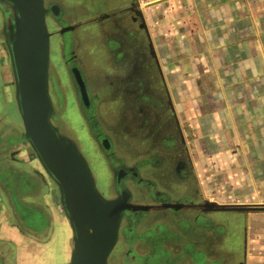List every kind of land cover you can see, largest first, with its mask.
Here are the masks:
<instances>
[{
  "label": "crops",
  "instance_id": "crops-1",
  "mask_svg": "<svg viewBox=\"0 0 264 264\" xmlns=\"http://www.w3.org/2000/svg\"><path fill=\"white\" fill-rule=\"evenodd\" d=\"M99 1L103 8L95 14L118 22L106 34L112 31L108 44L117 45V67L129 77L124 82L147 90L142 96L153 104L149 144H140L138 154L154 149L162 129H175L159 113L173 115L182 139L179 154L170 150L166 156L171 167L182 157L184 180L174 178L170 166L151 164L142 173L154 178L170 204H184L173 207L178 215L153 205L156 214L144 220L158 235L157 250L164 249L158 264H264V211H205L199 205L264 204V0H95L87 16L95 15L91 9ZM5 82L7 99L9 78ZM160 156L154 154L152 162ZM9 161L22 163L39 190L30 192V184L29 192H15L20 204L14 206L0 192V264H36L48 259L53 234L48 226L40 241L23 229V197L40 200L35 211L50 214L48 225L67 222L57 188L31 148L11 153ZM70 235L69 228L63 250ZM136 246L140 255L147 253L145 245Z\"/></svg>",
  "mask_w": 264,
  "mask_h": 264
},
{
  "label": "flooded vegetation",
  "instance_id": "flooded-vegetation-1",
  "mask_svg": "<svg viewBox=\"0 0 264 264\" xmlns=\"http://www.w3.org/2000/svg\"><path fill=\"white\" fill-rule=\"evenodd\" d=\"M44 3L45 6H47L52 11L56 10V4L54 1L44 0ZM61 15L62 12L59 9L58 14L54 15L49 13L46 17V20L48 19L51 24L58 26L60 24V18L62 17ZM102 15V13H99L97 19L103 17ZM7 16V14L3 13L0 10V42L2 43V56L0 58H3L0 59V104L1 107H4V110L2 109L1 111L0 109V115L4 116V118L6 119L4 123H0V192L3 195L4 203L7 206H14V204H18L20 200V194H16L15 192H20L21 194L29 192L26 191V186H30V184V188H32L30 192H38L39 188L37 185V179L34 177V175L23 172L22 163L18 162L19 164H11V162L9 161V155L11 153L22 152L23 147H29V145L23 137V125L15 102L14 77L6 44ZM74 28L75 26L73 27V29ZM66 33H68L67 35H69L70 32L58 34V40L52 43V50L55 53V56L53 55V57H56L58 60H60L61 58L60 53L62 47L64 48V50H67L66 53L62 54V63L66 67L67 73L71 80L76 102L78 106H82L85 112V122L83 123L82 128L80 129L81 131H77V134L81 139L80 142L76 138L70 136L69 133H67L65 125L60 118V112L58 111V107L56 105L59 101V89L52 85L50 81L53 80V75L50 73L51 64L49 59L48 90L52 104V113L50 115L51 123L55 127H57L58 133L71 138L76 143L77 147L81 150V152L84 154V156H86L85 158L90 168L95 187L104 198L118 197L123 192L128 198L127 201L131 203H142L161 206L162 204L169 203L171 199L167 197L166 193L160 192L162 190L157 191L159 189L156 186V181L154 180V178H150L149 176H146L142 173H147L148 167L151 166V164L155 166L161 165L169 167L170 161L167 158L166 153L171 152L170 150H172V152H176L177 154H179L180 150H182V139L178 135L179 133L178 129L176 128L173 115L168 113H159L162 121L170 123V121L172 120L175 129L172 128V131L171 129L170 131L162 129L158 133V136L155 138L156 144L153 150L149 152L147 149L145 154H138L137 157L134 158L131 162L127 161L122 157H119L116 151L109 146V142L105 134L100 133V128L95 119L94 104L97 99V95L91 94L88 91L87 85L86 103L81 100L78 95L76 86L73 81L71 68L73 66H76L79 69V67L76 63L73 62L75 60V56L71 54L73 39L71 38V34L69 36H65ZM51 36L52 35H50V38ZM108 51L111 55L115 67H117L120 63L121 57L119 54V50L117 49L116 43L109 44ZM147 53L149 55V52ZM80 73L83 76L81 71ZM5 78H9L10 84L8 87V92L10 94L7 99L3 96V90L6 87ZM83 79L85 81L84 77ZM118 81L120 85L117 86V88L121 89V85L125 83L124 79L119 78ZM126 85H128V88L125 89L127 94L124 95L128 97V101L126 102L122 110L121 120L128 123L129 125L128 133L130 139H128V141L130 140V142L132 141V143L138 142V146L142 143L143 145H148L150 139H148L149 130L155 115L152 107L153 104L151 103V101H149L151 97L149 95L144 97L142 96L146 90H136V88L133 87L134 85H130L127 83ZM119 95H122L121 90L119 91L117 96ZM70 100L72 102H75L73 95ZM8 106H10V108H8ZM167 108L169 109L168 101L166 100L165 109ZM79 125L81 124L79 123ZM93 127H95V129L98 131L97 133H93L94 131H91ZM87 130H90V132L96 137V140L94 142L95 146L92 143L93 137H91V135V138L89 137V133H87ZM84 142L87 143V147L84 146L83 148L81 147V143L85 145ZM96 144H98L100 148L99 150L94 149H97ZM154 154H161V156L158 160H154L152 162V156ZM181 159L182 157H177V162H175L174 166H170V172L174 178L184 180L182 176L187 172V169L185 168L186 164H184ZM102 167H104L106 171L110 170V175L107 177L104 176V178L101 180L98 178L97 172H99V169L100 171H104ZM165 209V211L171 212L176 215H178L179 213V210H173V208L171 207H165ZM155 214L156 212L153 209L149 210L148 212L137 211L135 213H122L119 223L117 240L115 246L107 257L106 264H119V257L121 256V254L123 256H128L129 259L127 261L130 264H158V262L161 261V259L159 260V257L155 260V256L153 255L155 249L153 247H151L150 252L148 248L147 253L144 255H140L136 250L137 244H142L145 246H151V243L155 244V242L157 244L158 235L154 233L153 227L149 228L148 230L152 232L150 236L147 232H140L137 235H133L135 227H139V224L142 221L144 222V220L148 218L153 219V216ZM19 220L22 224L23 229L28 232H31L34 237H39L44 232L46 226L45 224H48L51 218L50 214L47 211H41L37 214L35 213V217L33 216L32 219H28L27 225H23V215L19 216ZM157 222L159 221H156L155 223ZM67 245L70 249L71 235L67 242ZM157 246L160 247L158 244ZM163 251L164 249L160 250V252Z\"/></svg>",
  "mask_w": 264,
  "mask_h": 264
},
{
  "label": "water",
  "instance_id": "water-1",
  "mask_svg": "<svg viewBox=\"0 0 264 264\" xmlns=\"http://www.w3.org/2000/svg\"><path fill=\"white\" fill-rule=\"evenodd\" d=\"M55 5V4H54ZM44 0H0V10L7 14V50L14 77L15 102L23 137L47 176L58 191L59 202L71 230V247L67 264H106L115 246L123 212H148L151 204L131 203L122 192L104 198L96 189L87 160L76 143L58 133L50 121L49 40L46 17L58 14ZM62 25L59 34L72 25ZM79 97L86 103V84L79 69L71 68ZM184 204H162L180 207ZM205 211H264V204H217L202 202ZM161 206V205H160Z\"/></svg>",
  "mask_w": 264,
  "mask_h": 264
},
{
  "label": "rangeland",
  "instance_id": "rangeland-1",
  "mask_svg": "<svg viewBox=\"0 0 264 264\" xmlns=\"http://www.w3.org/2000/svg\"><path fill=\"white\" fill-rule=\"evenodd\" d=\"M50 1H54L62 12L61 15L62 17L60 18L61 25L60 24L58 26L53 25L48 21V19L46 20V24L48 31L52 35L49 40V44H50L49 59L51 64L50 73L53 75V80L50 81L52 85H54L59 89V98H58L59 101L58 104L56 105L58 107V111L60 112V118L65 125L67 133H69L70 136L76 138L80 142L81 139L77 134V131L78 132L81 131L80 129L82 128V125L85 122L84 121L85 112L82 106H78L76 102L71 80L67 73L66 67L62 63L63 62L62 54L66 53L67 50H64V48L62 47L60 53L61 54L60 60H58L56 57L55 58L53 57V55L55 56V53L52 50V43L58 40L59 38L58 30L61 28L62 25H65L64 21H66L67 24L72 25L73 27L75 26L74 29L69 31L70 32L69 35L71 34V38L73 39L71 54L75 56L74 58L75 60L73 62L77 64L80 71L82 72L83 77L85 78L86 81L88 91L91 94L97 95L94 108H95V119L100 128V133L105 134V136L108 139L109 146L116 151L119 157H122L127 161L132 160L138 153L141 152V148L138 146V142L132 143V141L131 142L130 140L128 141V139H130L128 133L129 125L128 123L121 120L122 110L124 108V105L128 101V97H126L123 94H127V93H123L122 96L121 95L117 96L120 90L117 88V86H119L120 84L118 79L119 78L124 79L127 76H123V71L121 70V67L119 68L115 67L111 55L108 51L109 44H108L107 34L111 33L112 35V31L106 34L109 28L116 25L118 26V22L115 21L116 19H112L109 23L106 22L105 18L97 19L98 14H95V12H100V10L103 8V4L100 1L97 2L98 6L96 8L91 9V13L95 14L92 16L86 15L89 13V10H87V8L94 6L95 0H50ZM90 21H94V23L89 24ZM67 34L68 33H66L65 36H69ZM111 37H113V39H117V36L114 37V34ZM123 52L126 54L127 51L123 50ZM118 66H120V63ZM133 87L136 88V90L141 89L140 86L138 87L137 85H134ZM72 95L74 97L75 102H72L70 100ZM0 109L1 111L2 109H4V107H1V104H0ZM79 123L81 125H79ZM87 131H88L87 133H89L88 134L89 137L90 135L91 137H93L92 143L95 146L94 142L96 140V137L94 136V134L90 132V130ZM91 131L92 132L94 131L93 133L98 132L95 129V127H93ZM84 144L85 145L81 143V147L83 148L84 146L87 147V143L84 142ZM96 147L97 149L94 148L95 150L100 149L98 144H96ZM102 168L104 169L105 172L102 170L100 171V169L99 172H97V176L101 180L104 178V176L107 177L106 169L104 167ZM107 173L109 176L110 170H107ZM54 199L57 200V197H54ZM39 201L40 200H38L37 198L23 197V225H27L28 219H32L33 216L35 217V213L38 212L35 211V209H37V207L39 206L38 205V203H40ZM45 225H46L45 229L49 226L50 228L49 230L52 229V233L50 234H53L50 239L51 242L49 247L46 249L45 248L46 246H43L46 249L45 254L47 255L48 259L45 258L43 261L40 260L36 264H42L41 262H43V264H64V263L67 264L70 254L68 250L69 247L68 245L65 246L64 250L61 247L62 242H65L64 238H67L69 234V228L67 224L55 223V225L53 224L50 225L45 224ZM148 230H149V225L146 222L142 221L139 224V227H135L133 235H137L140 232L141 233L147 232L148 235L150 236L152 232ZM61 233H63L65 237L62 238L60 236ZM44 237L45 235L43 233L42 235L39 236L38 239L42 241L41 239H43ZM151 247L155 249L153 255L155 256V260H156L158 259V253H160V250L159 251L157 250L159 248L156 242L155 244L151 243V246L150 245L145 246V249L148 250L149 248V252H150ZM23 250L26 253H28L29 251L25 246ZM30 254L31 255L34 254L33 248ZM128 259L129 258L121 254V256L119 257V264H129L127 262Z\"/></svg>",
  "mask_w": 264,
  "mask_h": 264
}]
</instances>
